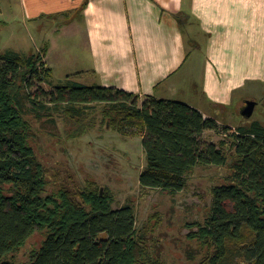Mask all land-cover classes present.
Wrapping results in <instances>:
<instances>
[{"label": "trees", "instance_id": "16d2710c", "mask_svg": "<svg viewBox=\"0 0 264 264\" xmlns=\"http://www.w3.org/2000/svg\"><path fill=\"white\" fill-rule=\"evenodd\" d=\"M48 46L42 55L0 53V264H14L9 256L37 229L47 235L29 264H148L133 205L114 208L113 195L98 187L45 194V169L29 142L28 114L38 119L51 114L48 103L64 104L69 116L101 103L114 130L139 131L146 155L140 173L144 188L176 194L196 167L228 165L227 182L212 188L209 216L190 233L208 249L197 264H264V123L255 120L234 130L182 101L147 95L139 105V94L70 76L47 91L39 84L52 83V69L42 58ZM208 130L226 137L208 143Z\"/></svg>", "mask_w": 264, "mask_h": 264}, {"label": "rangeland", "instance_id": "374dc122", "mask_svg": "<svg viewBox=\"0 0 264 264\" xmlns=\"http://www.w3.org/2000/svg\"><path fill=\"white\" fill-rule=\"evenodd\" d=\"M69 18L49 15L26 17L17 1L0 0V53L14 50L23 56L37 52L42 55L41 45L54 32L52 26L58 23L59 27L60 22L63 24ZM193 34L195 27L193 32L191 24L187 25V38ZM58 41L62 48L59 53L58 49L53 53L52 62L56 63L55 77L62 79L66 78L68 67L72 68L78 61L88 58L83 54L84 50L76 46L80 39L61 37ZM197 51L194 52V58L200 55L199 50ZM62 55L63 60L59 63ZM201 74V65H198V69L188 74L190 79H194L182 77L177 83L174 80L169 84L170 80L164 84L158 95L189 104V100L196 96L195 88L198 92L202 88L199 80ZM62 81L53 79L51 84H37L51 91L55 83ZM248 97L255 98L258 104L252 117L245 118L240 107ZM145 98L140 96L139 105H142ZM199 98L202 96H197ZM27 105L31 110L32 104L28 102ZM47 105L52 107L49 115L38 119L34 113L28 114L32 126L29 142L45 169V194L61 188L75 192L87 188H103V193L109 192L113 195L114 208L127 203L134 206L136 236L147 251L145 260L148 264H153V260L163 264H197L206 258L207 246L200 239L190 237V233L198 229L197 223H205L209 216L213 200L212 188L227 182L230 174L228 165L196 167L189 175L186 188L176 194L157 188H144L140 184V173L145 167L146 155L139 131L129 129L127 134H122L114 130L110 120H105V106L101 103L88 105L86 111L79 116L64 113V104L57 108L51 103ZM220 106L215 110L216 114L223 119L226 116L233 119L234 130L255 120L264 123V83L247 81L244 87L236 89ZM225 137L224 133L213 130L204 133V140L208 143H218ZM231 140L227 141L231 143ZM226 149L230 154L231 150L228 147ZM46 235L45 230L37 229L9 259L14 264H29L32 252L42 245ZM236 264L249 263L239 260Z\"/></svg>", "mask_w": 264, "mask_h": 264}, {"label": "crops", "instance_id": "0c3cea01", "mask_svg": "<svg viewBox=\"0 0 264 264\" xmlns=\"http://www.w3.org/2000/svg\"><path fill=\"white\" fill-rule=\"evenodd\" d=\"M12 1L26 17H70L63 24L58 19L60 26L53 25L54 32L45 41L49 46L44 61L52 69V81L70 76L89 85L164 98L158 93L166 82L192 80L188 76L201 65L202 88L199 92L195 88L189 104L231 127L233 119L220 118L215 110L247 81L264 83V0ZM190 24L195 34L187 38ZM61 37L80 39L76 46L88 60L68 67L66 78L58 79L52 55L62 48ZM197 50L200 60L194 58ZM62 60L63 55L58 62Z\"/></svg>", "mask_w": 264, "mask_h": 264}, {"label": "water", "instance_id": "95a60500", "mask_svg": "<svg viewBox=\"0 0 264 264\" xmlns=\"http://www.w3.org/2000/svg\"><path fill=\"white\" fill-rule=\"evenodd\" d=\"M257 104H258V101L256 99H254V98L246 99L245 100V104L241 108V114L245 118L252 117ZM107 124L109 125V121L107 122ZM101 194H103V188H101Z\"/></svg>", "mask_w": 264, "mask_h": 264}, {"label": "flooded vegetation", "instance_id": "af4514ba", "mask_svg": "<svg viewBox=\"0 0 264 264\" xmlns=\"http://www.w3.org/2000/svg\"><path fill=\"white\" fill-rule=\"evenodd\" d=\"M245 104V103H244Z\"/></svg>", "mask_w": 264, "mask_h": 264}]
</instances>
